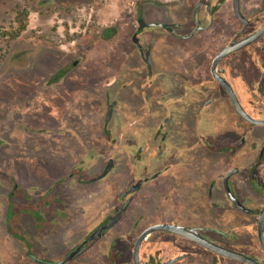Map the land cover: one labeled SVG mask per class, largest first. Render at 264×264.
<instances>
[{
	"label": "flooded vegetation",
	"instance_id": "flooded-vegetation-1",
	"mask_svg": "<svg viewBox=\"0 0 264 264\" xmlns=\"http://www.w3.org/2000/svg\"><path fill=\"white\" fill-rule=\"evenodd\" d=\"M130 12L124 38L144 65L135 77L145 76L144 85L134 89L145 95L149 110L123 131L113 119L116 102L88 87L103 73L75 71L76 58L49 77L55 84L69 80L44 99L54 142L65 143L67 151L51 155L62 162L38 176L45 184L30 188L10 175L0 179L1 264H58L82 244L60 264H136L138 237L162 223L195 229L264 264L258 238L264 123L240 114L227 90L246 115L264 121V32L214 62L224 48L264 26V0H135ZM119 36L113 25L98 38ZM119 47L117 62L127 53ZM96 127L108 143L104 150L90 143ZM138 257L140 264H249L162 230L142 239Z\"/></svg>",
	"mask_w": 264,
	"mask_h": 264
},
{
	"label": "rangeland",
	"instance_id": "rangeland-1",
	"mask_svg": "<svg viewBox=\"0 0 264 264\" xmlns=\"http://www.w3.org/2000/svg\"><path fill=\"white\" fill-rule=\"evenodd\" d=\"M134 1L0 0V179L10 175L31 188L45 184L38 176L62 162L50 160L55 152L63 156L67 149L65 143L54 142L47 112L49 102L44 99L52 97L54 88L60 93L61 88L69 86L68 78L57 84L48 80L73 59L80 58L75 71L81 69L101 76L103 73L98 85L95 76L89 79L94 86L88 87L94 94L99 89L106 101L112 98L116 102L113 119L123 126V131L125 127L129 131L134 117L149 110L145 95L134 89L135 84L144 85L145 76L142 75L141 81L135 79L136 72L145 71L144 65L137 50L124 38ZM157 10L164 15L167 12L164 8ZM20 11L27 12L26 28L17 33ZM171 14L177 16L176 11ZM113 25L121 36L101 41L99 30ZM119 44L127 52L122 54L121 62L115 61ZM100 128L96 127L89 139L95 150L108 148ZM77 192L85 191L77 189ZM144 193L142 190L141 194Z\"/></svg>",
	"mask_w": 264,
	"mask_h": 264
},
{
	"label": "water",
	"instance_id": "water-1",
	"mask_svg": "<svg viewBox=\"0 0 264 264\" xmlns=\"http://www.w3.org/2000/svg\"><path fill=\"white\" fill-rule=\"evenodd\" d=\"M141 21V20H140ZM145 25H155V26H160V24H157V23H150V24H147L145 23ZM162 26V25H161ZM144 25H140L139 29L143 28ZM264 32V26L253 36L247 38V39H244L240 42H238L237 44L235 45H229L227 46L226 48H224L215 58L214 62H217L221 57H223L225 54L231 52L232 50H235L237 48H240L242 46H244L245 44H247L248 42H250L251 40H254L256 39L259 35H261L262 33ZM227 88V87H226ZM228 90V93L231 97V100L236 108V110L242 114L245 118H248L249 120H252L254 122H257V123H264V121H257V120H254L252 118H250L248 115H246V113L242 110L238 100L236 99V97L234 96V94L232 93L231 90ZM111 112V105L109 106V109H108V113H107V117L106 119H108L109 117V114ZM140 182H138L137 184H135L134 186H132L129 191H134L135 189L138 188ZM120 213L116 214L113 218L110 219V221L103 227L99 228L97 231H95L91 236H90V239L94 238L95 236H98L102 233V231L107 228L108 226H110L111 224H113L116 219L119 217ZM157 230H162V231H170V232H173V233H176V234H179L181 236H184L198 244H200L201 246L209 249V250H212L214 252H217V253H220V254H223L225 256H228V257H232L236 260H239V261H243V262H246V263H249V264H261L257 259L255 258H252V257H249L248 255H245V254H241V253H238V252H235V251H232V250H228V249H225L215 243H212L210 241H208L207 239L203 238L199 232L195 229H192V228H189V227H185V226H179V225H175V224H165V223H162V224H156V225H153L149 228H147L137 239V242H136V247H135V250H134V257H135V260H136V264H140L139 262V257H138V249H139V245L142 241V239L147 236L148 234H150L151 232H154V231H157ZM258 238H259V241L261 242V244L264 246V207L261 209L260 211V214H259V221H258ZM83 244L80 245L79 247H77L75 250H73L71 253H69L65 259L61 262H59L58 264L60 263H63L69 259H71L76 253H78L80 251V249L82 248ZM173 260L169 261V262H166V263H163V264H170Z\"/></svg>",
	"mask_w": 264,
	"mask_h": 264
},
{
	"label": "trees",
	"instance_id": "trees-1",
	"mask_svg": "<svg viewBox=\"0 0 264 264\" xmlns=\"http://www.w3.org/2000/svg\"><path fill=\"white\" fill-rule=\"evenodd\" d=\"M17 19L16 21L19 23V26L17 28V33H20L22 30H24L26 28V17H27V12L26 11H20L17 14Z\"/></svg>",
	"mask_w": 264,
	"mask_h": 264
},
{
	"label": "crops",
	"instance_id": "crops-1",
	"mask_svg": "<svg viewBox=\"0 0 264 264\" xmlns=\"http://www.w3.org/2000/svg\"><path fill=\"white\" fill-rule=\"evenodd\" d=\"M1 262H3V261H0V264H1Z\"/></svg>",
	"mask_w": 264,
	"mask_h": 264
}]
</instances>
